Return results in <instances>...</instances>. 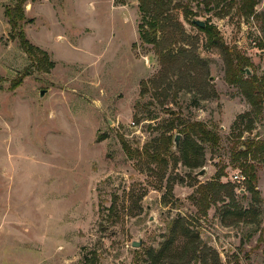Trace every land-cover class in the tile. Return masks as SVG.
<instances>
[{"label": "rangeland", "instance_id": "1", "mask_svg": "<svg viewBox=\"0 0 264 264\" xmlns=\"http://www.w3.org/2000/svg\"><path fill=\"white\" fill-rule=\"evenodd\" d=\"M12 4L0 0V264H83V256L93 264H152L169 237L173 257L157 264H264V162H255L259 204L244 181H233L241 172L231 162L242 142L264 139V104L252 131L237 138L231 126L252 108L225 80L221 54L178 7L215 26L226 46L249 60L243 78L261 81L264 0L255 7L259 19L241 16L236 3L172 0L169 15L185 38L170 49L197 58L196 70L187 60V68L162 66L154 47L140 44L137 0H29L26 38L47 50L31 58L4 17ZM179 122L203 123L219 137L216 146L202 144L199 169L175 162L186 141ZM167 135L174 157L163 179L145 155L131 159L121 147L123 141L141 153ZM219 170L220 181L234 187L235 205L226 211L222 193L203 214L196 186ZM180 222L199 235L197 258L182 254Z\"/></svg>", "mask_w": 264, "mask_h": 264}, {"label": "trees", "instance_id": "2", "mask_svg": "<svg viewBox=\"0 0 264 264\" xmlns=\"http://www.w3.org/2000/svg\"><path fill=\"white\" fill-rule=\"evenodd\" d=\"M13 4L4 7V17L13 33L14 39L17 40L20 49L31 58L35 52L42 53V50L33 46L26 38L23 26L25 24H30L33 22L32 19H27L25 14V6L29 0H12ZM34 0H30L33 2ZM138 11L141 15V21L138 24V38L141 45H152L155 49V53L158 56L159 63L164 66L167 62L170 69L171 65L178 64L179 67L187 68L185 61H189L190 70H196L194 63L197 62V58L187 55L188 51L180 48L176 53L170 49L173 45L177 43H182L184 41V29L179 22L178 17H171L169 15L170 5L172 0H137ZM213 7L219 8L220 5L227 6L232 4H237L239 14L243 17H252L259 19L261 15L255 13V7L258 4V0H209ZM124 5L125 2H120ZM182 9L183 19L190 25L194 26L192 21L195 17V13L187 6L180 7ZM203 28L198 27V30L205 35L206 45L217 50L224 62V73L225 80L229 84H235L241 91V94L246 99L247 103L251 106L252 110L239 114L234 120L231 128L233 131H238L237 138H241L244 132L250 133L253 129L254 116L260 115L263 104H264V79L258 80L255 76L243 78L246 74L245 68L250 67L248 59L242 58L240 55L234 53L231 49L226 46L223 41L222 36L218 32L215 26L210 25L206 22ZM166 43V46H163ZM185 57L182 58L181 56ZM181 60L183 61L181 62ZM183 63V64H182ZM48 69L53 67L50 62L48 64ZM186 70L184 73L187 74ZM27 72H25V75ZM20 81H15L13 87H17ZM152 83V81H151ZM153 86L158 88L160 84L155 86L153 81ZM175 122L170 121L168 131L175 129ZM183 124V129L178 131L186 136V141L184 142L181 149L178 151L180 153L179 158H176L177 162L191 170L199 169L204 166V154H203V143H211L216 146L219 142V137L212 130H209L205 124L200 122H190L187 124L179 122L178 125ZM243 126L241 130L240 127ZM195 137L196 139H193ZM163 140H158L154 147H145L143 152H139L138 149H131L130 146L121 141V147L123 152L128 158L139 157L141 154L145 155L148 159V163L156 165V169H159L160 178L163 179L165 169L168 165V158L174 157L173 150L169 147V143L172 138L170 135L163 136ZM101 141V139H99ZM199 141V142H197ZM163 150V153L161 152ZM231 162L238 163V169L241 175L244 177V182L246 184V190L251 195V202L253 204L261 203L259 197L260 193L257 189V167L255 162H264V139H247L238 146L231 155ZM153 171L152 168H150ZM224 176L223 170H219L213 180L198 184L196 186L195 194L198 196L196 201H200L202 204V213L206 214L210 208V205L217 203V197L219 194H224L225 198L228 199V203L224 204L226 211H229L231 206L235 205L234 187L222 183L220 179ZM172 190L171 186H168L167 193ZM220 199V198H219ZM224 203V200H222ZM235 208V207H233ZM250 211V210H249ZM230 213V212H229ZM244 213V212H243ZM239 217L243 214H238ZM179 221H175V225ZM181 223V222H180ZM172 231V230H171ZM177 238L181 242L180 248H182V254L190 253L192 259L197 258V253L199 252L200 242L199 235L189 227L183 225L178 228ZM174 237H169L165 243L162 244L161 248L156 251V256L152 264H157L163 260L172 259V251L170 250L173 245ZM216 259L217 254L214 252ZM94 261V260H93ZM92 260H89L86 256H83V264H93Z\"/></svg>", "mask_w": 264, "mask_h": 264}, {"label": "water", "instance_id": "3", "mask_svg": "<svg viewBox=\"0 0 264 264\" xmlns=\"http://www.w3.org/2000/svg\"><path fill=\"white\" fill-rule=\"evenodd\" d=\"M192 23H193L195 26L200 27V28H203V27L205 26V23H204L203 21H201V20H193ZM246 71H248V70H246ZM247 74H248V72H247ZM42 95H43V92H40V96H42ZM179 138H180V135H175V137H174L173 143H174V149H175V150H177V148H178ZM201 174H203V172H201ZM132 246H133V247H138L139 244L136 243V242H134V243L132 244Z\"/></svg>", "mask_w": 264, "mask_h": 264}, {"label": "crops", "instance_id": "4", "mask_svg": "<svg viewBox=\"0 0 264 264\" xmlns=\"http://www.w3.org/2000/svg\"><path fill=\"white\" fill-rule=\"evenodd\" d=\"M43 1H46V2L49 3V0H43ZM25 14H26V11H25ZM28 41H29V40H28ZM67 43H68L69 46H73L72 43H71L68 39H67ZM31 44H32L33 46H35V47H37V48L43 50V51L45 50V52L47 51L46 49H44V47H43V43H42V42H40V43H32V42H31ZM73 44H74V43H73ZM75 44L78 45L79 42L77 41ZM49 53L51 54V56H52V58H53V53H52V52H49Z\"/></svg>", "mask_w": 264, "mask_h": 264}, {"label": "built area", "instance_id": "5", "mask_svg": "<svg viewBox=\"0 0 264 264\" xmlns=\"http://www.w3.org/2000/svg\"><path fill=\"white\" fill-rule=\"evenodd\" d=\"M233 181L241 182L244 181V177L241 175V173H237L232 177Z\"/></svg>", "mask_w": 264, "mask_h": 264}]
</instances>
